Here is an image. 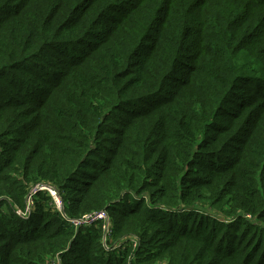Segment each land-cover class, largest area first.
<instances>
[{
    "label": "trees",
    "instance_id": "obj_1",
    "mask_svg": "<svg viewBox=\"0 0 264 264\" xmlns=\"http://www.w3.org/2000/svg\"><path fill=\"white\" fill-rule=\"evenodd\" d=\"M0 264H264V0H0Z\"/></svg>",
    "mask_w": 264,
    "mask_h": 264
},
{
    "label": "built area",
    "instance_id": "obj_2",
    "mask_svg": "<svg viewBox=\"0 0 264 264\" xmlns=\"http://www.w3.org/2000/svg\"><path fill=\"white\" fill-rule=\"evenodd\" d=\"M42 186H45V187H42ZM39 190H46L48 191L49 194H51V196L53 197V200L56 202V204H58V209H59V206H60V211H61V208H62V205H61V201H60V198L58 196V193L54 194L52 192V188L46 186V185H40L38 186V189H37V192ZM32 195H35V192L32 193ZM31 195V196H32ZM29 197V202H28V207H27V210L26 212H28L31 208V206L33 205V200H32V197ZM95 221H103L105 224H108L109 223V215L104 211V212H100V213H97V212H94L92 215H88V216H85L82 220H76L74 222V224L76 225H79L80 223L81 224H91ZM104 228L106 229V233H108V228L104 226Z\"/></svg>",
    "mask_w": 264,
    "mask_h": 264
},
{
    "label": "rangeland",
    "instance_id": "obj_3",
    "mask_svg": "<svg viewBox=\"0 0 264 264\" xmlns=\"http://www.w3.org/2000/svg\"><path fill=\"white\" fill-rule=\"evenodd\" d=\"M42 187H45V186H42ZM52 192L54 193V194H56L57 193V190H55V189H52ZM59 209H60V206H59ZM63 208H61V210H62ZM63 211V210H62Z\"/></svg>",
    "mask_w": 264,
    "mask_h": 264
}]
</instances>
